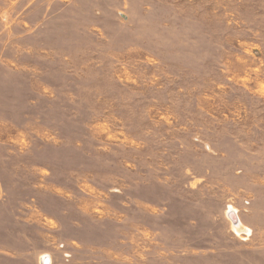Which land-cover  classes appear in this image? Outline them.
<instances>
[{"label":"rangeland","instance_id":"rangeland-1","mask_svg":"<svg viewBox=\"0 0 264 264\" xmlns=\"http://www.w3.org/2000/svg\"><path fill=\"white\" fill-rule=\"evenodd\" d=\"M44 257L264 264V0H0V264Z\"/></svg>","mask_w":264,"mask_h":264},{"label":"bare ground","instance_id":"bare-ground-1","mask_svg":"<svg viewBox=\"0 0 264 264\" xmlns=\"http://www.w3.org/2000/svg\"><path fill=\"white\" fill-rule=\"evenodd\" d=\"M230 218L235 222L237 219H238V217H237V215L234 213V212H231V215H230ZM236 223V229H242L243 228V230H246V232H250V230L249 229H246L245 227H244V225H242V223L241 222H239V221H237V222H235ZM47 264H48V262H49V259H47Z\"/></svg>","mask_w":264,"mask_h":264},{"label":"water","instance_id":"water-1","mask_svg":"<svg viewBox=\"0 0 264 264\" xmlns=\"http://www.w3.org/2000/svg\"><path fill=\"white\" fill-rule=\"evenodd\" d=\"M47 259H49L48 257H44V260L43 261H45V264H47Z\"/></svg>","mask_w":264,"mask_h":264},{"label":"built area","instance_id":"built-area-1","mask_svg":"<svg viewBox=\"0 0 264 264\" xmlns=\"http://www.w3.org/2000/svg\"><path fill=\"white\" fill-rule=\"evenodd\" d=\"M44 260V259H43ZM44 263H45V261H44Z\"/></svg>","mask_w":264,"mask_h":264}]
</instances>
